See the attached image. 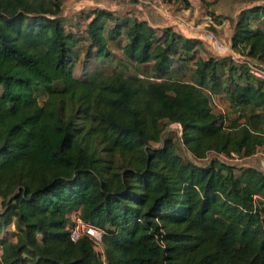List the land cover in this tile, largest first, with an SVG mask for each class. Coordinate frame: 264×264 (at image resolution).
<instances>
[{"label":"trees","instance_id":"1","mask_svg":"<svg viewBox=\"0 0 264 264\" xmlns=\"http://www.w3.org/2000/svg\"><path fill=\"white\" fill-rule=\"evenodd\" d=\"M255 1L230 47L264 70ZM81 14L86 58H109L108 42L124 33L133 74L75 77L79 37L66 31L62 1L0 0V233L15 227L0 235V264H264V172L197 162L264 147V78L231 55L197 56L204 42L172 27L106 8ZM192 62V81L173 75ZM225 81L229 121L211 107ZM173 123L190 156L163 138ZM73 212L103 230L104 259L87 236L70 239Z\"/></svg>","mask_w":264,"mask_h":264},{"label":"rangeland","instance_id":"2","mask_svg":"<svg viewBox=\"0 0 264 264\" xmlns=\"http://www.w3.org/2000/svg\"><path fill=\"white\" fill-rule=\"evenodd\" d=\"M61 1H62V15L67 19L66 20V31H70V30L74 31L79 37L73 49L74 64L72 67V71L75 77H79L81 79L91 78V77L97 76L98 74L110 73L113 69L121 71L124 75H130L135 72L131 66L127 65L128 63L126 64L124 61L121 60L122 52L120 48H121V45L127 41L126 37L124 36V33L122 36L118 38L116 42H111V41L108 42V49L111 51V55L109 58L104 59V58L95 57L93 55H90L91 57L87 59L85 56L87 52L86 50L87 42H85V39L83 40V37H82V34H83L82 31H84L86 19L83 18L81 14V11L85 7H82L83 6L82 3L79 5H75L77 3V1L75 0H61ZM232 1H236L238 6L239 5L241 7L246 6L245 8L259 3V1H255V0L254 1L253 0H232ZM89 8H94V7L92 5H89ZM151 10L154 11V9L152 8ZM200 16L201 18H200L199 26H197L198 29H196L198 35L195 38L200 39L201 36L204 34L205 35L213 34V36L216 37V39L220 43L225 44V45L228 44L227 39H228L229 32H230L229 30L232 29V26L234 22L237 20V18L235 17L233 22L230 21L229 24L226 25L225 29H222L220 31L221 36H219L217 28H215L212 23H209L206 21H203V22H206V23H203L202 20L204 19L202 18L204 16H202V14ZM221 17H225V16H221ZM210 18L211 20L213 19L212 16ZM223 19H226V18H223ZM111 22L112 21L108 23L109 26H113V22L112 23ZM261 25L262 24L260 23L258 19L252 22V26L254 27L255 26L262 27ZM201 49L202 48L197 49V56L206 57V52H203V50ZM93 51L94 49L92 50V52ZM218 56H223V54L218 55ZM188 66H189V69L185 70L186 73L182 77H184L185 80L192 81L193 77H192L191 70L193 67V62L190 63ZM220 73L221 75H223L221 80L224 81L225 79H223V77L227 76L226 69L221 68ZM178 76H181V74H178ZM204 86L207 89V91L209 90L208 92L212 91L211 86L209 84H206V85L204 84ZM231 86L232 85L230 81H225L224 84L220 86L218 92H216V94L212 93L213 95H211V107L213 111L216 113H222V114L225 113L228 116L227 118H229L227 121H229L230 119L236 116V114L230 109L229 101L227 99V94L230 91ZM44 97L45 95L43 93H40L37 95V98L39 101H42ZM162 136L163 138H170L173 142H175L176 150L179 154L187 155V156L189 155V153L185 150V148L180 143V140H179L180 130L177 129L176 123L167 124L162 132ZM159 145H160L159 143L153 144V146L155 147ZM208 161H209V158L197 160L199 164H204V163H207ZM230 162L235 165L234 171L236 174H239V172L243 168L242 165H246L245 160H230ZM2 233H4V231H1L0 235Z\"/></svg>","mask_w":264,"mask_h":264},{"label":"crops","instance_id":"3","mask_svg":"<svg viewBox=\"0 0 264 264\" xmlns=\"http://www.w3.org/2000/svg\"><path fill=\"white\" fill-rule=\"evenodd\" d=\"M77 3L75 5L83 4L84 9L89 8V5H92L94 8H106L111 11H116L120 13H127L129 15H135L140 19L146 20L156 29H161L163 27H172L175 31L182 34L185 37H196L197 26H199L201 14L204 16L203 21L212 23L215 28H217L219 36H221V30L225 29L226 25L230 21L233 22L235 17L237 18L238 14L245 7L237 5L236 1L232 0H214L213 3H210L213 0H187L189 3L188 6L185 5L184 0H148V4L130 2L124 0H75ZM85 4V5H84ZM79 7V6H78ZM158 7V8H157ZM154 9V11L151 10ZM210 12L218 16L217 21H212ZM235 12V13H233ZM225 16V17H221ZM213 17V16H212ZM226 18V19H223ZM203 22V23H206ZM231 22V23H232ZM236 22V21H235ZM229 31V36L227 39L228 44L233 34L234 25ZM205 35V34H204ZM202 35L200 40L204 42L203 52L206 54H213L215 56L222 55L215 48L214 44L211 41L206 39L207 34ZM216 38V37H215ZM225 54H223L224 56ZM264 67V66H263ZM173 75L178 76L181 79H184L185 68H178L173 72ZM185 80V79H184ZM246 164L254 165L264 172V147H259L255 155L249 159H246ZM2 198L0 197V213L2 212ZM15 227L13 224L8 225L3 231H14ZM2 233V234H4ZM1 234V235H2Z\"/></svg>","mask_w":264,"mask_h":264},{"label":"built area","instance_id":"4","mask_svg":"<svg viewBox=\"0 0 264 264\" xmlns=\"http://www.w3.org/2000/svg\"><path fill=\"white\" fill-rule=\"evenodd\" d=\"M124 1H132V0H124ZM136 1L138 3H143V4H148V0H133ZM206 39L208 41H211V43L214 44L215 48L218 50L219 53L225 54V55H231L233 58H235L237 61L240 62H246L244 61V57L236 54L232 51L230 44H222L220 43L214 36L213 34H207ZM248 64V68L249 71L257 76V77H261L264 78V70L260 69L256 64H254L253 62H246ZM207 92V94H210V92H208L207 90H205ZM177 124V129L180 130L181 126L180 124ZM181 135V132H180ZM217 156L219 159L225 161V162H230V160H240L237 158V156L234 153H231L230 156H226L223 154L220 155H215V154H209L206 158H209V160H211V158ZM246 161V160H245ZM247 165V164H246ZM68 232H69V237L72 241H76L79 238H81L82 236H87L88 238H90L93 241L94 247L95 249L101 253L102 258L104 259V255H103V249H102V237H103V230L94 226L91 223L85 222L77 212H73L72 214H70V222L68 224Z\"/></svg>","mask_w":264,"mask_h":264}]
</instances>
